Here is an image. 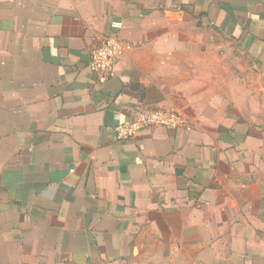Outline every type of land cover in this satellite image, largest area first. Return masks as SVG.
I'll return each mask as SVG.
<instances>
[{
	"label": "crops",
	"instance_id": "obj_1",
	"mask_svg": "<svg viewBox=\"0 0 264 264\" xmlns=\"http://www.w3.org/2000/svg\"><path fill=\"white\" fill-rule=\"evenodd\" d=\"M0 264H264V0H0Z\"/></svg>",
	"mask_w": 264,
	"mask_h": 264
},
{
	"label": "built area",
	"instance_id": "obj_2",
	"mask_svg": "<svg viewBox=\"0 0 264 264\" xmlns=\"http://www.w3.org/2000/svg\"><path fill=\"white\" fill-rule=\"evenodd\" d=\"M115 28H120V22H114ZM135 48V44L125 40L116 32L110 33L90 52L89 67L99 83L107 82L114 71L117 60L126 52ZM165 126L169 128H184L192 130L193 124L187 114L175 110L145 108L138 112L132 120L117 124L114 128L118 141H126L151 126Z\"/></svg>",
	"mask_w": 264,
	"mask_h": 264
}]
</instances>
